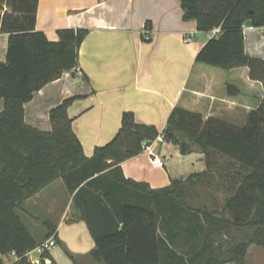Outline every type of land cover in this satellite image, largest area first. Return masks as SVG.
I'll list each match as a JSON object with an SVG mask.
<instances>
[{
    "label": "trees",
    "instance_id": "1",
    "mask_svg": "<svg viewBox=\"0 0 264 264\" xmlns=\"http://www.w3.org/2000/svg\"><path fill=\"white\" fill-rule=\"evenodd\" d=\"M180 1L183 19H195L200 31L220 27L195 62L228 72L248 68L263 85L259 105L239 126L178 104L163 132L126 111L116 135L87 156L68 113L77 96L51 109L50 131L26 122L25 103L78 68L90 30L59 28L58 40H50L36 28L38 0H0V32L9 35L0 62V264L12 252L20 259L11 264H32L25 254L50 237L72 264H84L58 237L57 224L44 219L47 232L37 239L22 215L27 201L58 179L88 225L95 247L86 256L96 264H245L252 243L264 248V58L247 55L244 34L248 20L264 26V0ZM227 93L236 97L241 89L228 83ZM160 135L183 155L198 148L206 169L160 188L127 177L122 162ZM203 190L212 194L202 199ZM218 192L225 193L221 208Z\"/></svg>",
    "mask_w": 264,
    "mask_h": 264
},
{
    "label": "crops",
    "instance_id": "2",
    "mask_svg": "<svg viewBox=\"0 0 264 264\" xmlns=\"http://www.w3.org/2000/svg\"><path fill=\"white\" fill-rule=\"evenodd\" d=\"M147 21L150 40L144 38ZM64 27L90 30L80 47L79 66L35 92L25 103V120L50 131L51 109L77 96L68 113L87 156L116 135L126 111L134 112L137 122L155 124L161 132L178 104L243 126L263 96L262 83L249 77L248 68L228 72L195 62L199 50L217 34L200 31L195 19L184 20L180 0H38L36 28L56 41L57 30ZM244 34L247 55L264 58V26L256 27L248 20ZM8 42L9 35L0 32V62L6 61ZM228 83L237 85L241 94L228 95ZM4 106L0 98V113ZM153 154L166 166H154ZM173 159L177 163L171 164ZM122 167L127 177L160 188L173 178L204 171L206 163L198 148L183 155L178 145L160 135L139 155L122 162ZM26 206L28 212L22 215L31 229H40V239L47 232L43 220L49 219L77 259L95 247L62 179L30 198ZM51 254L61 264L53 250ZM3 258L8 264L14 260L12 254Z\"/></svg>",
    "mask_w": 264,
    "mask_h": 264
},
{
    "label": "rangeland",
    "instance_id": "3",
    "mask_svg": "<svg viewBox=\"0 0 264 264\" xmlns=\"http://www.w3.org/2000/svg\"><path fill=\"white\" fill-rule=\"evenodd\" d=\"M172 162L177 163L176 159L171 160V164H172ZM206 192L208 193V195L212 194L211 192H209V190H205V191L203 190V191H201V198L202 199L204 196H206ZM215 194L217 195V198H218L219 203H220L218 208H221L222 207L221 205L224 203L225 193L224 192H218ZM42 228H44V227H42ZM32 231H33V233L37 239H39L41 237L40 229L35 228V229H32ZM52 250L57 255L61 264H64V263L66 264L67 262L71 261L70 257L67 256L66 253L64 252L62 246L56 245ZM36 254H37V252L34 253V255H36ZM4 261H5V264L10 263V261L7 259ZM79 261H81L84 264H96L92 261V259H90L89 256H85L84 258L79 259ZM227 264H236V263L230 262ZM245 264H264V248L255 244V243H252L249 246L247 256L245 258Z\"/></svg>",
    "mask_w": 264,
    "mask_h": 264
},
{
    "label": "built area",
    "instance_id": "4",
    "mask_svg": "<svg viewBox=\"0 0 264 264\" xmlns=\"http://www.w3.org/2000/svg\"><path fill=\"white\" fill-rule=\"evenodd\" d=\"M215 34H218L220 32V27H216L213 29ZM144 38L146 40H150V29L149 28H145V32H144ZM152 164L156 167H165L166 164L165 162L157 155L153 154L152 157ZM57 245V242L55 240L54 237H50L49 239L45 240L44 242H42L37 248L28 251L25 256L29 259V261L32 264H55V262L53 261V258L50 257L49 255H47L46 253H51L52 249ZM37 252L36 255H34V253ZM14 257V260L11 262H15L17 260L20 259V257H18L16 255L15 252L11 253Z\"/></svg>",
    "mask_w": 264,
    "mask_h": 264
}]
</instances>
